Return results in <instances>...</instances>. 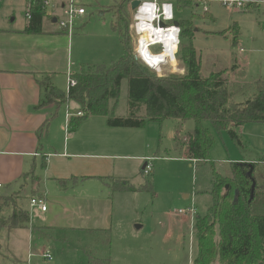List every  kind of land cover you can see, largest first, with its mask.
<instances>
[{"label": "rangeland", "instance_id": "rangeland-1", "mask_svg": "<svg viewBox=\"0 0 264 264\" xmlns=\"http://www.w3.org/2000/svg\"><path fill=\"white\" fill-rule=\"evenodd\" d=\"M25 1L2 0L0 27L19 25L25 21ZM61 1L63 2V0H50L49 4L55 7ZM77 3V6L83 5L86 15L82 19L75 18L74 20L72 61L76 63L74 64L76 66L72 67V70L77 71L81 64L109 65L124 54L118 32L110 30L111 23L118 26L123 35H127L130 53L140 65L147 67L136 56V37L132 29L134 11L125 6L121 14L119 9L122 2L119 0H78ZM191 4L193 5L190 6L191 8L179 7L178 2L173 1V23L190 22L191 31L193 30L194 33L192 41H188L184 35L180 36L181 47L178 46L175 58L173 56L172 60L168 61L171 65L167 64L162 67L164 69L161 73L147 68L158 78L169 75L183 76L186 69L180 60L181 50L191 45L200 61L202 77L205 78L212 72H223V78L227 80L233 102L248 99L251 91L248 88L242 89L241 86L243 84L252 85L256 79H264V33H262L264 3L252 4L247 7H251L249 11L241 12L225 8L217 2H210L207 13H204L202 6L195 1L191 0ZM59 6L55 7L56 14L60 13ZM121 18L122 23L119 20ZM45 23L50 24L49 20H45ZM234 26L238 27V44L235 40L237 33L233 31ZM240 49L242 52L239 51ZM150 51L153 54L159 53L160 48H151ZM166 52L171 54V48L168 47ZM236 56L247 63L241 69L237 67V70L231 69L235 65ZM57 81L59 85H65L67 89L69 83L67 78L58 75ZM127 93V80L124 79L117 102L110 103V112L114 116L125 117L127 115ZM66 107L65 105L57 109V115L53 119L58 120L60 115L66 113V110L69 111L70 116L78 112V107L73 103L68 104V109ZM55 110L52 109V114ZM98 123L106 124V118L89 116L68 136L73 135V143H78L92 130L89 126ZM254 124L256 127H262H257L254 136L249 139L240 135L242 145L238 146L227 132L214 133L211 124L205 122L204 127L215 136V144L209 152V160L206 163H192L186 157L184 140L193 130L194 123L191 120L182 122L176 119H166L161 123L147 122L140 129H121L129 133L134 146L133 151H112L107 156L111 157V160H94L99 167L94 164L95 167L92 169L94 174L91 175L105 177L109 184L113 181L112 179L120 178H125L136 187L146 186L148 182L152 186L153 193L127 194L122 195L125 197H120V195L108 192L109 195L112 194L114 200L113 219L114 231L115 229L116 231L113 236L116 237L122 228L127 231L132 230L138 237L152 240L156 253H160L165 258L176 256L183 263L187 262L189 257L195 256L196 242L192 230L196 217L203 216L211 202L209 192L213 173L222 177H230L231 163L256 162L258 166L255 170L256 181L264 185V127L262 124ZM43 135L45 143L50 145L60 146L63 141L53 131L50 136H46V133ZM118 155L143 158L141 161H135L134 158H118L116 157ZM71 159L74 160L72 157ZM145 163L150 167L148 174H143L141 171ZM123 164H135V167L125 168ZM76 171L78 174L71 172L72 174L67 177L80 179L81 176L86 175L78 169ZM84 173L92 172L84 171ZM90 180L87 185L78 184L75 188H70L69 192L89 193L90 189H86L90 186L85 188L88 185L95 186L91 189L95 194L100 190L104 191L103 188L97 189L99 185L97 179ZM13 187L15 186L4 187L2 192L10 195L18 189ZM24 195L20 202L22 201L23 208L28 209L30 213L32 209L29 205L31 197L28 196L29 191H25ZM3 204L0 218L10 215L14 205L6 202ZM191 207L196 210L197 216L182 217L176 213L178 210ZM89 216L90 218L95 217V214L89 213ZM135 225H141V227L135 229ZM99 241L105 242L104 235L100 236ZM91 245V239L87 240V237L77 234H51L48 239L40 243L36 236L31 237V234L29 236V233L22 230L3 229L0 232V264H86ZM42 249L50 254V262L40 257ZM91 253L95 260L100 258L98 259L100 264H106V252L95 254V250L92 249Z\"/></svg>", "mask_w": 264, "mask_h": 264}, {"label": "crops", "instance_id": "crops-1", "mask_svg": "<svg viewBox=\"0 0 264 264\" xmlns=\"http://www.w3.org/2000/svg\"><path fill=\"white\" fill-rule=\"evenodd\" d=\"M77 1L75 0L76 6ZM119 1L122 2V0ZM1 2L2 0H0V5ZM132 2L133 0L128 2L129 7L127 8L130 10ZM28 4L29 1L26 0L25 21L19 25L0 27V214L4 202L7 204L12 203L14 204L13 209L17 207L28 213L29 222L27 226L18 228H9L2 225L0 226V232L3 229L22 230L29 233V236L31 234V237L36 236L40 243L48 239L51 234L63 235L64 233H70L85 236L87 240L91 239L92 242L89 247L91 250H88L86 264H90L92 260H95L91 253L92 249L95 250V254L106 252V264H192L195 258L194 255L183 263L176 256L165 258L160 253H156L152 240L142 239L132 230L127 231L122 228L116 237L113 236L116 231V229L114 231L113 219L114 200L112 194L109 195L108 192L120 195V197H125L122 195L127 194L134 195L148 192L113 191L111 185L115 179H112L113 181L109 184L105 177L91 174H94L92 171L95 167L94 164L98 165L94 160H111V157L107 156L112 151H133L134 146L129 133L121 130L129 128H110L107 124L101 125L98 123L89 126L92 130L85 138H81L78 143H73V135L68 136L72 133L69 120L75 115L70 116L69 111L66 110V113L60 115L58 120L53 118L57 115L56 111L61 106L66 105V109H68L69 103L76 104L66 100L38 107L44 98L42 84L48 83L66 94L69 83L67 89L65 85H59L57 76L67 78L69 82L70 77L78 72L81 65L88 64L79 65L77 71L72 70V67L76 66L74 65L76 63L72 61L73 33L68 35L59 28L57 23L64 18L67 0L58 3L60 5L58 8L59 14L54 11L58 5L55 7L50 4L44 6V17L41 33L39 34L24 33V29L30 20L26 17ZM79 7H83V5L80 4ZM250 8L245 10L249 11ZM245 10L241 12H245ZM85 15L86 13L83 16H77L76 19H82ZM45 20H49L51 25H46ZM111 24L110 30L112 32ZM234 28L237 29L238 36V27L234 26ZM262 33H264V30ZM235 40L238 44L237 37ZM239 51L242 52V49ZM234 62L235 70L241 69L245 66L244 64H247L238 56L235 57ZM53 108L56 110L52 114ZM262 125L264 127V124ZM56 126L58 128H55ZM257 127L255 124H246L239 127L237 129L238 136L241 135L249 139L254 136ZM52 131L63 140L60 146L47 144L43 140V133L50 136ZM59 151H62V153H58ZM116 157L134 158L135 161H141L143 158L140 156L119 155ZM189 161L196 163L194 160ZM123 165L125 168L135 167V164ZM76 169L86 175L81 176L80 179L67 177L72 173L78 174ZM84 171L92 173H84ZM142 173L148 174L145 173V169ZM90 179H97L99 184L97 189L103 188L104 191L100 190L99 193L95 194L91 190L95 186L88 185L85 188L90 186L86 189H90L89 193L69 192L70 188H75L78 184H81V186L87 185L90 183ZM116 180L131 185L125 178ZM11 186L18 189L10 195L2 192L4 187L10 188ZM141 186L132 187L137 189ZM25 191H29L30 200L33 196L43 200L46 206L45 212L31 206V204H29L32 209L30 213L27 211L28 209L23 208L20 200L22 196H25ZM89 213L95 214V217L90 218ZM10 215L4 218L6 219ZM195 216H197V213ZM138 226L141 227V225ZM135 229L137 228L135 227ZM104 232L109 234L108 243L106 238L104 243L99 241L100 236L104 235L105 237L107 235ZM44 252L46 250L42 249L40 257L44 261L50 262L42 257ZM98 259L100 258L96 260Z\"/></svg>", "mask_w": 264, "mask_h": 264}, {"label": "trees", "instance_id": "trees-1", "mask_svg": "<svg viewBox=\"0 0 264 264\" xmlns=\"http://www.w3.org/2000/svg\"><path fill=\"white\" fill-rule=\"evenodd\" d=\"M176 1L179 7L191 8V0ZM128 2L122 0L121 14L125 6L129 7ZM43 8L42 0L30 1L26 11L30 20L24 33H41ZM119 20L122 23L123 19ZM190 25V22L178 23L180 36H186L191 42L194 33ZM111 28L118 32L124 50L117 60L109 65H81L71 76L75 86H69L66 94L48 83L42 84L44 98L38 107L66 100L78 106L81 115L70 118L71 132L89 116L105 117L110 128L129 129H140L147 122L161 123L166 119L191 120L193 130L184 140L186 157L196 163H206L215 144L214 133L225 131L241 146L237 133L239 127L264 124V79H256L253 86L243 84L242 89H250L251 95L235 103L223 72H212L202 77L200 61L191 45L181 50L180 60L185 66V74L158 78L132 56L127 35H123L114 24ZM233 31L237 33V29ZM124 79L128 85V112L125 117H116L110 112V103L117 102ZM205 122L211 124L214 133L204 127ZM256 167L255 162H233L230 177L213 173L209 192L211 202L206 213L196 217L193 226L196 255L192 264H264V185L256 181ZM253 181L255 187L251 193ZM111 188L113 191L153 193L148 182L146 186L134 189L127 182L114 180ZM28 222V213L17 207L6 219L0 218V226L9 228L27 226ZM104 233L108 243L109 234ZM92 261L90 264H100L99 260Z\"/></svg>", "mask_w": 264, "mask_h": 264}, {"label": "built area", "instance_id": "built-area-1", "mask_svg": "<svg viewBox=\"0 0 264 264\" xmlns=\"http://www.w3.org/2000/svg\"><path fill=\"white\" fill-rule=\"evenodd\" d=\"M28 1L30 3L31 0ZM133 1H139V4L135 8L132 16V21H133L132 29L136 37V56L147 67H149L150 69L152 68V70H154L153 67L147 64L140 55L139 49L141 45L140 44L141 37L145 32L147 33L149 31V27L143 29L142 24L146 22L150 23L151 29L155 31L152 39H150L146 43L145 48H147V51L152 55H156V56L162 55L163 53H165V51L167 50L170 44L172 48H175V50L172 52L175 58L178 46L180 44V34H181V28L178 25H175L176 22L173 23L174 20L173 1L175 0H133ZM193 1H195V3H197L198 5L202 6V11L204 13L209 12L208 4L210 2H217L225 8L231 10H238V11H243L252 4L264 3V0H193ZM49 2L50 0H42L43 6L49 5ZM84 14H85L84 7L76 6L75 0H67L66 9L64 12V18L57 22L59 28L64 32H66L68 35H71L74 31V19L77 16H83ZM26 17L28 19L30 18L29 13L26 15ZM170 35H172L171 36L172 38L169 41L167 38ZM151 48L153 49L160 48V52L153 54L150 51ZM75 84H76L75 80H73L70 77L69 86L74 87ZM77 115L80 116L81 113H78ZM149 169L150 167L146 166L145 173H148ZM30 204L31 206L38 208L42 212H45L46 210L45 203L40 199L33 198L30 200ZM176 213L181 216L188 215L190 217H194L196 214L195 209L192 207L186 210H178ZM42 257L47 261H51V256L47 251L42 254Z\"/></svg>", "mask_w": 264, "mask_h": 264}, {"label": "bare ground", "instance_id": "bare-ground-1", "mask_svg": "<svg viewBox=\"0 0 264 264\" xmlns=\"http://www.w3.org/2000/svg\"><path fill=\"white\" fill-rule=\"evenodd\" d=\"M149 27V31L146 33H144L141 37V45H140V55L141 57L144 59V61L151 65L153 67L154 70H156V72L158 73H161L162 72V67H164L165 65L169 64L171 65L168 61L172 60L173 58V54L172 52L175 50V48H172V46H170L169 44V47L171 48V54L166 52V53H163L162 55H152L150 54L148 51H147V48L146 47V43L152 39L153 35H154V30L151 29V26H150V23H144L142 24V28L143 29H146ZM172 35H170L167 39L170 41L171 40V37Z\"/></svg>", "mask_w": 264, "mask_h": 264}, {"label": "water", "instance_id": "water-1", "mask_svg": "<svg viewBox=\"0 0 264 264\" xmlns=\"http://www.w3.org/2000/svg\"><path fill=\"white\" fill-rule=\"evenodd\" d=\"M138 4H139V1H133L132 2V4H131V10L133 11V10H135V8L138 6ZM175 25H178V23H175ZM152 69V68H151ZM145 167H146V164H144L143 166H142V168H141V171H143L144 169H145ZM254 187H255V182L253 181V183H252V187H251V193H253V191H254ZM226 189H227V186H226ZM251 198H252V196H251ZM137 229L140 227V226H135Z\"/></svg>", "mask_w": 264, "mask_h": 264}, {"label": "clouds", "instance_id": "clouds-1", "mask_svg": "<svg viewBox=\"0 0 264 264\" xmlns=\"http://www.w3.org/2000/svg\"><path fill=\"white\" fill-rule=\"evenodd\" d=\"M153 7H154V5H153ZM143 10V9H142Z\"/></svg>", "mask_w": 264, "mask_h": 264}]
</instances>
